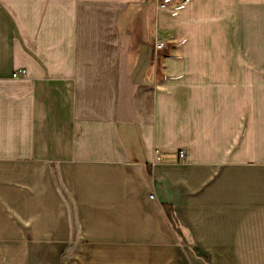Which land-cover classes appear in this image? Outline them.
I'll list each match as a JSON object with an SVG mask.
<instances>
[{
	"label": "crops",
	"instance_id": "crops-1",
	"mask_svg": "<svg viewBox=\"0 0 264 264\" xmlns=\"http://www.w3.org/2000/svg\"><path fill=\"white\" fill-rule=\"evenodd\" d=\"M157 1L0 0V264L78 234L264 264V0Z\"/></svg>",
	"mask_w": 264,
	"mask_h": 264
},
{
	"label": "rangeland",
	"instance_id": "rangeland-1",
	"mask_svg": "<svg viewBox=\"0 0 264 264\" xmlns=\"http://www.w3.org/2000/svg\"><path fill=\"white\" fill-rule=\"evenodd\" d=\"M204 255L208 263L213 264L215 254L203 252L194 242L191 248L183 246L175 239L169 242L150 240L118 245L114 242L85 239L78 234L74 242H70L66 248L62 264H206L203 260ZM220 255H224L230 261V254ZM241 255L243 260L264 261V254Z\"/></svg>",
	"mask_w": 264,
	"mask_h": 264
},
{
	"label": "built area",
	"instance_id": "built-area-1",
	"mask_svg": "<svg viewBox=\"0 0 264 264\" xmlns=\"http://www.w3.org/2000/svg\"><path fill=\"white\" fill-rule=\"evenodd\" d=\"M170 1L171 0L157 1V8H159V9L165 8ZM165 46H166V42L164 40L159 39V38H155L154 39L153 48H154V50L156 52V57H157V53L159 51H161ZM25 74H26V70L25 69H19V70L14 71L12 76L13 77H17V76L25 75ZM156 153H157V155H159L158 151ZM178 155H179L180 158H184V152L183 151H180ZM153 196H154L153 194L149 195L150 198H153Z\"/></svg>",
	"mask_w": 264,
	"mask_h": 264
},
{
	"label": "trees",
	"instance_id": "trees-1",
	"mask_svg": "<svg viewBox=\"0 0 264 264\" xmlns=\"http://www.w3.org/2000/svg\"><path fill=\"white\" fill-rule=\"evenodd\" d=\"M161 208L172 228L179 233L181 229V223L177 217L174 205L168 202H163L161 203Z\"/></svg>",
	"mask_w": 264,
	"mask_h": 264
}]
</instances>
